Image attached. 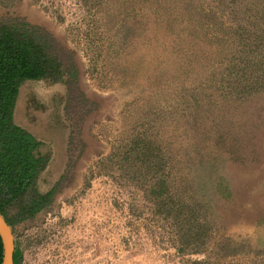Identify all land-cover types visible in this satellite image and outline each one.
I'll return each mask as SVG.
<instances>
[{"label":"rangeland","instance_id":"obj_1","mask_svg":"<svg viewBox=\"0 0 264 264\" xmlns=\"http://www.w3.org/2000/svg\"><path fill=\"white\" fill-rule=\"evenodd\" d=\"M206 3L0 0V21L48 32L78 69L72 93L21 86L54 195L15 224L18 264H264V0H245L256 59L216 40ZM254 60L257 90H236L231 66Z\"/></svg>","mask_w":264,"mask_h":264},{"label":"trees","instance_id":"obj_2","mask_svg":"<svg viewBox=\"0 0 264 264\" xmlns=\"http://www.w3.org/2000/svg\"><path fill=\"white\" fill-rule=\"evenodd\" d=\"M94 1L98 4L109 0ZM205 1L207 9L205 4L198 7L213 27L211 31L215 32L216 40L230 43L237 50L257 46L255 26L253 35H247L245 0ZM249 50L252 52L249 58L256 59L255 49ZM74 54L51 34L26 20L0 21V213L13 230L15 224L34 218L47 208L54 195V190L42 192L38 187L52 153L44 150V142L36 134L15 120L21 86L26 81L63 82L72 93L78 78ZM257 66L255 60L231 66L230 75L236 80V90H257ZM248 74L249 82L245 83ZM165 184L163 180L154 182L159 188ZM12 210H15L13 215ZM16 254L15 250L14 264H18ZM2 255L0 236V264Z\"/></svg>","mask_w":264,"mask_h":264},{"label":"water","instance_id":"obj_3","mask_svg":"<svg viewBox=\"0 0 264 264\" xmlns=\"http://www.w3.org/2000/svg\"><path fill=\"white\" fill-rule=\"evenodd\" d=\"M0 236L3 243L2 264H14L15 234L13 227L7 222L5 216L0 213Z\"/></svg>","mask_w":264,"mask_h":264}]
</instances>
